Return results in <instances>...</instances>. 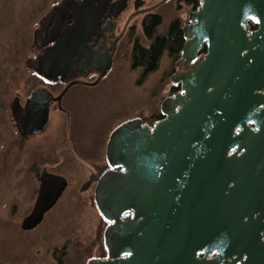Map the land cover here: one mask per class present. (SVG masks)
Listing matches in <instances>:
<instances>
[{"label": "water", "instance_id": "water-1", "mask_svg": "<svg viewBox=\"0 0 264 264\" xmlns=\"http://www.w3.org/2000/svg\"><path fill=\"white\" fill-rule=\"evenodd\" d=\"M200 2L183 27L177 65L186 70L173 76L180 90L163 100V118L153 125L134 118L110 135L109 168L94 190L108 223L107 257L87 264H264V0ZM114 5L62 0L41 19L35 41L45 49L29 67L46 81H69L58 101L86 83L72 79L81 67L92 63L99 72L90 85L111 69L108 52L89 42ZM50 102L46 86L25 107L15 101L20 134L43 132ZM68 185L44 168L22 228L39 226Z\"/></svg>", "mask_w": 264, "mask_h": 264}, {"label": "rangeland", "instance_id": "rangeland-1", "mask_svg": "<svg viewBox=\"0 0 264 264\" xmlns=\"http://www.w3.org/2000/svg\"><path fill=\"white\" fill-rule=\"evenodd\" d=\"M61 1L0 0V264H86L89 257L104 256L106 224L94 190L107 165L109 134L134 118L153 124L170 94L176 63L168 52L144 79L142 68L132 64L134 39L149 43L141 25L144 15L137 14L133 33L121 39L112 69L102 81L95 87H73L63 104L67 113L51 108L43 132L22 136L12 105L16 100L24 104L38 87L50 88L29 62L37 56L35 31L41 19ZM130 1L126 18L135 12ZM160 1L145 0L143 7ZM191 10L183 0L162 3L156 8L163 16L158 32H167L176 18L184 25ZM44 168L65 176L69 185L39 226L24 229Z\"/></svg>", "mask_w": 264, "mask_h": 264}, {"label": "flooded vegetation", "instance_id": "flooded-vegetation-1", "mask_svg": "<svg viewBox=\"0 0 264 264\" xmlns=\"http://www.w3.org/2000/svg\"><path fill=\"white\" fill-rule=\"evenodd\" d=\"M133 1H134L133 3H134L135 11L144 8L143 6L142 7H137L136 0H133ZM183 1L185 2V0H183ZM114 2H115V5L112 8H110L105 14V16H107V17H105L103 19V23H102L101 29L99 31V36L97 37V35H95V37L97 39L89 42V44L93 46V50L94 51H98L102 55H105L108 52V55H110V57L112 58V66H113L114 56H115V54H116V52L118 50L119 43H120L121 39L128 32H130L129 34H132L133 30L135 28V25L133 24V20H134L135 16L133 15V17L130 18L131 14L133 12H131L130 15L127 16V18L124 17V14L128 10L131 1L130 0H114ZM198 2L199 3L196 6V8H194L193 5H189L190 7H192L191 11H194V10L198 9V7L201 5L200 0H198ZM122 4H123V6H122ZM185 4L187 5L186 2H185ZM146 8H148V7H146ZM153 13H159V12H157L156 9H155L153 11H150V12H147V13H143L144 17H143L142 23H141L142 28H143V22L146 19V16L148 14H153ZM124 18H126V19L124 20ZM188 23H189V19H188V22L183 25V27L186 24H188ZM251 28L252 29H256L257 25L254 24V23H251ZM136 39L137 38L134 39V42H135ZM35 45H36V54L42 53L43 50L45 49V47L40 48V47L37 46V44H35ZM113 46H114V50L112 51L111 49L113 48ZM111 69H112V67H111ZM111 69L107 73H109L111 71ZM185 70H186V68L184 66H179L176 63L175 70L172 72L171 77H170L171 78V84L169 86L170 94L168 96H171L175 92L180 90V84H177V83H175L173 81V76L176 73H182ZM98 77H99V72L95 69V67H94V65H92V63H88L85 67H81V69L76 71V74H75L74 77H72V79L80 78V79H83L86 83L71 85V87H69L67 92L62 97L61 102L58 101V99H56V97L57 98L59 97L61 92L69 84V81H66V80H56V81H51V82L48 81L47 85L50 88H48V87L47 88L50 89V91H51L50 109L53 108V107H57V109L59 111L67 113V111L64 108L63 104H64V100H65L67 94L69 93V91L75 86L95 87L102 81V79L104 77L96 85H90L89 83L94 82ZM92 78H93V80H89V79H92ZM87 82H89V83H87ZM58 89H61V90L58 93L55 94L54 90H58ZM30 96L31 95H29L28 98L24 101V104H22L23 107L26 106L27 100L30 98ZM168 96H166V97H168ZM113 131L114 130H112L111 133ZM111 133L109 134V138H110ZM30 135H32V134H27V135H22V136H30ZM109 138H108V141H109ZM108 141H107V143H108ZM106 254H107V251H106Z\"/></svg>", "mask_w": 264, "mask_h": 264}, {"label": "trees", "instance_id": "trees-1", "mask_svg": "<svg viewBox=\"0 0 264 264\" xmlns=\"http://www.w3.org/2000/svg\"><path fill=\"white\" fill-rule=\"evenodd\" d=\"M185 2L187 5H193L194 8H196L199 3L198 0H185ZM144 3L145 0H136L137 7H142ZM162 24L163 16L161 13L148 14L143 22V32L149 40V43L144 44L139 40V38H137L133 44L132 64L134 68H142L143 79L159 68L161 59L165 52H168L169 56L175 63H177L181 57L182 47L185 41L183 23L180 19L176 18L171 21L167 32L159 33L158 29ZM46 84L48 83L46 82ZM161 118H163V114L159 111L154 120H160ZM105 167L106 168H104L103 171H100L97 181L102 173L109 167L108 163ZM105 224L107 225L106 221ZM99 257L105 258L106 253L104 256ZM90 258L91 257H89L88 260Z\"/></svg>", "mask_w": 264, "mask_h": 264}]
</instances>
